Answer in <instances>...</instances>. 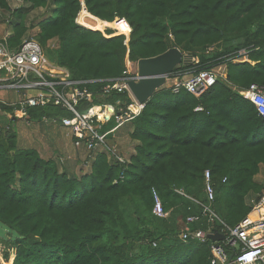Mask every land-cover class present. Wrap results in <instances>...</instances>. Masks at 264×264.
I'll return each mask as SVG.
<instances>
[{
  "label": "trees",
  "instance_id": "1",
  "mask_svg": "<svg viewBox=\"0 0 264 264\" xmlns=\"http://www.w3.org/2000/svg\"><path fill=\"white\" fill-rule=\"evenodd\" d=\"M23 1L12 9L9 0H0V8L13 18L9 46L18 47L34 27L28 24L30 11L50 8L39 18L35 37L75 79L119 78L127 69L128 52L137 63L172 47L194 58L176 67L172 77L220 65L219 73L225 75L227 67V75L200 96L186 88L158 89L127 122L137 142L135 153L120 162L98 152L90 171L81 176L62 170L59 160L43 157L36 148L21 146L16 129H1L4 260L210 264L206 244L180 237L186 217L200 212V205L176 189L205 200L204 172L210 169L214 208L232 225L250 213L249 198L264 193V181L257 179L264 171V118L240 93L252 83L264 85V0H84L86 13L109 23L104 30L78 22L82 0ZM120 18L128 21V34L119 32ZM51 40L57 41L56 48L48 47ZM211 46L216 49L208 52ZM104 83L88 87L98 92ZM105 101L127 106L132 98L127 91H114ZM199 106L202 110H196ZM0 108L13 110L4 102ZM27 112L36 123L44 116L73 115L55 104L29 107ZM115 125L112 120L102 131ZM154 188L168 212L165 217L153 212Z\"/></svg>",
  "mask_w": 264,
  "mask_h": 264
},
{
  "label": "built area",
  "instance_id": "2",
  "mask_svg": "<svg viewBox=\"0 0 264 264\" xmlns=\"http://www.w3.org/2000/svg\"><path fill=\"white\" fill-rule=\"evenodd\" d=\"M120 19L129 24L125 18ZM45 51L34 36L24 37L16 48L9 46L7 41L0 42V91L13 94L12 99L0 96V102L13 107L12 111H3L0 108V130L11 129L13 120L25 122L28 126L36 123L28 115L29 107L60 105L73 115L60 118L44 116L41 123L68 129L76 146L84 145L88 151L85 166L91 165L97 153L101 151H106L109 156L125 162L116 148L108 144V136L138 116L146 104L136 99L128 85V81L139 79L138 67L135 68L136 62L129 58V52L126 59L127 69L122 77L75 79L70 69L54 62ZM219 77L222 76L213 69H203L183 76L170 75L169 78L174 80L171 86L174 92L186 88L195 96H200L213 86ZM95 82H105L98 92L88 87ZM114 91H127L132 103L124 106L119 102L117 104L106 102L107 96ZM240 93L255 104L259 114L264 118V85L252 83ZM96 98L97 103L94 102ZM133 106H136V110ZM109 108L112 109L110 114ZM196 110H202V107L199 106ZM112 120L116 125L110 130L102 131V127ZM65 160V157H61L59 162L63 164ZM226 180L227 178H224V182ZM204 181L205 200L194 198L183 189H176L200 205V212L186 217L180 237L184 241L206 244L211 252L210 264H264V193L259 197L251 196L249 199L254 204L250 213L232 225L214 208L216 189L210 169L205 170ZM153 195L154 214L160 217L167 216L168 212L164 209L163 201L155 188ZM196 224L199 226L195 227ZM215 231L222 233L224 237L210 238L209 235Z\"/></svg>",
  "mask_w": 264,
  "mask_h": 264
},
{
  "label": "rangeland",
  "instance_id": "3",
  "mask_svg": "<svg viewBox=\"0 0 264 264\" xmlns=\"http://www.w3.org/2000/svg\"><path fill=\"white\" fill-rule=\"evenodd\" d=\"M9 2H10V6H11L12 9H15V8H17L19 6L24 5V1L23 0H9ZM49 12H50V8H45V7L44 8H38V9L30 11V13L27 16L28 24H29V26L34 24V27H30L29 32H28V36H34V37L36 36V34L38 33V30H39L38 27H37L39 18L47 15ZM12 19L13 18H12V16H10V12L8 10H4V9L0 8V42H6L7 41V38L10 35V32H11L10 31L11 30L10 21H12ZM112 31L115 32V30H112ZM117 31L118 30H116V32ZM126 36H127V40H128L130 35L129 36L126 35ZM57 46H58L57 41L51 40L48 43V47H50L52 49L56 48ZM217 46L218 47H222V46H224V43H221L220 45H217ZM215 49H216V46H211V47L208 48V52L214 51ZM45 54L48 57L51 56V52H46L45 51ZM220 66H217V67L213 68V70L218 75H221L219 73L220 72V69H219ZM137 67L138 66H137V63H136V67L135 68L137 69ZM170 82H171V79H168L167 83L161 88L167 87V84H170ZM1 93H3V92H1ZM12 97H13V94H9V98L12 99ZM12 123H13L12 124V128L17 129V127L21 124V121H19V120H17V121L15 120L14 121L13 120ZM23 128H24V130H23L24 132H28L29 134H36L37 141H39L41 143H43V142H47L48 143V142H52L50 139L54 140L55 139L54 137L57 135L56 134L57 132L53 131V129L54 128H61V127L53 126V125H49V124L47 125V124H42V123L41 124L40 123H38V124L36 123L32 127L23 126ZM40 130H43L42 134H41L42 131H40ZM45 130H47V131L45 132ZM130 130H131V124L128 123L127 125L122 127L118 132L108 136V140H107L108 144L111 145V146H114L116 148L117 152L119 153V155L121 157H123L125 160H128L130 158V156L133 153H135V147H136V144H137V142L134 141L130 137V135H129ZM62 131L63 132H60V133L62 135H64V136H66V138L71 139V141H72L71 136L67 135L66 129L64 128V129H62ZM22 133L23 132H21V135H22ZM26 140H28V139H26ZM64 153H65L64 157H68L69 155H71L73 157L70 160H72L73 163L76 162L75 163V168H77L76 169L77 172H75V173L78 176H81L82 174L87 173V172L90 171V165L89 166H85L84 165V161H85L86 158H88V154L83 158V160H81L80 155L79 154L77 155V153H74V152L72 153L69 150L65 151ZM110 157L112 159L114 158L111 155H110ZM58 158L55 156L54 160L58 161L59 160ZM80 160L83 163L79 164ZM59 166H60V168L62 170H65V169H63L64 164L62 165L61 163H59ZM263 174H264V171L260 175L257 176L259 181H263L264 180V175ZM248 202H249L250 205L254 204L251 201V199H249ZM3 251H4V247H3V245L0 242V264H7L8 262H6L4 260ZM13 257H14V253H12V255H11V258H13Z\"/></svg>",
  "mask_w": 264,
  "mask_h": 264
},
{
  "label": "water",
  "instance_id": "4",
  "mask_svg": "<svg viewBox=\"0 0 264 264\" xmlns=\"http://www.w3.org/2000/svg\"><path fill=\"white\" fill-rule=\"evenodd\" d=\"M193 56L185 54L180 48L172 47L167 51L137 62L138 80L128 81V85L140 103H146L154 93L163 87L176 67L191 64ZM212 239H221L223 234L215 231L209 235Z\"/></svg>",
  "mask_w": 264,
  "mask_h": 264
},
{
  "label": "crops",
  "instance_id": "5",
  "mask_svg": "<svg viewBox=\"0 0 264 264\" xmlns=\"http://www.w3.org/2000/svg\"><path fill=\"white\" fill-rule=\"evenodd\" d=\"M83 11H85V9L83 8V10L81 11V12H83ZM80 12V13H81ZM86 13V12H85ZM88 14V13H87ZM100 20V19H99ZM119 23H123V24H125V27H126V32H123L124 34H128V25H127V23L125 22V21H120V22H117L116 23V26H118V24ZM109 23L107 22V25H108ZM106 25V26H107ZM105 28V27H104ZM103 30V29H102ZM120 33H122V32H120ZM226 75H227V67H226V72H225V75H222L221 74V76L222 77H225L226 78ZM170 79V78H169ZM168 81V80H167ZM167 83V82H166ZM173 83H174V80L173 79H171V82H170V84H167V87H171L172 85H173ZM1 92H3V93H1ZM9 93V92H8ZM6 91H0V96L1 97H3V98H5V99H7L8 97H9V94H8ZM6 123H9V122H7L6 121ZM13 124V123H12ZM36 123H34L32 126H34ZM38 124V123H37ZM41 124V123H40ZM128 123H125L124 125H122L119 129H117L114 133H116V132H118L122 127H124L125 125H127ZM23 126H25V127H27L28 125H26V123L25 122H22L21 121V124L17 127V132H18V134H19V144L21 145V146H23V147H34V148H36L40 153H41V155L43 156V157H45V158H55V156L58 158V159H60L61 157H64L65 156V151H67V150H69V151H71L72 153L74 152V153H77V155L79 154L80 155V158H81V160H83V158L88 154V151H87V149H86V147L84 146V145H82V146H76V144H75V142H74V139L72 138V136L69 134V131H68V129H66V132H67V135L68 136H71V138H72V141H71V139H68V138H66V136H64V135H62L60 132H63L62 131V129H64V127H62V126H59V127H61V128H54L53 129V131H55V132H57L55 135V139L54 140H52V139H50L52 142H43V143H41V142H39V141H37V136H36V134H29L28 132H24L23 130H24V128H23ZM32 126H28V127H32ZM53 126H57V125H53ZM60 131H59V130ZM51 130V129H50ZM40 131H42L41 132V134L43 133V130H40ZM47 130H45V132H46ZM21 132H23L22 133V135H21ZM114 133H112V134H114ZM111 135V134H110ZM109 135V136H110ZM26 139H28V140H26ZM66 158V160H65V162L63 163L64 164V167H63V169H65V170H67L68 172H70V173H73V174H76L75 172H77V168H75V163H73L72 162V160H70V159H72L73 157L71 156V155H69L68 157H65ZM76 159V158H75ZM79 161L80 163L79 164H81V163H83L82 161ZM61 163V162H60ZM62 164V165H63ZM263 170H264V168H263ZM262 170V171H263ZM262 173V172H261ZM260 173V174H261ZM259 174V175H260ZM77 175V174H76ZM258 179V178H257Z\"/></svg>",
  "mask_w": 264,
  "mask_h": 264
},
{
  "label": "bare ground",
  "instance_id": "6",
  "mask_svg": "<svg viewBox=\"0 0 264 264\" xmlns=\"http://www.w3.org/2000/svg\"><path fill=\"white\" fill-rule=\"evenodd\" d=\"M82 8H86L85 1L82 0ZM78 22L88 28L94 29V30H102L104 27L107 25V21L105 20H99L98 18L85 13V11L81 12L78 16ZM119 32H126V27L125 24L119 23L117 26ZM134 109L136 110V106H133ZM111 108H109L108 112L109 114L111 113Z\"/></svg>",
  "mask_w": 264,
  "mask_h": 264
}]
</instances>
